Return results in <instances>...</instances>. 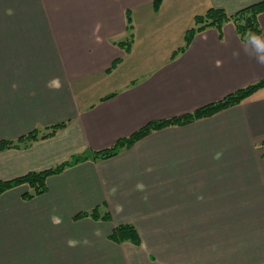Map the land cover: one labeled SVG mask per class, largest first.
<instances>
[{
	"label": "crops",
	"instance_id": "obj_1",
	"mask_svg": "<svg viewBox=\"0 0 264 264\" xmlns=\"http://www.w3.org/2000/svg\"><path fill=\"white\" fill-rule=\"evenodd\" d=\"M259 1L163 0L155 10L154 0H0V142L66 122L52 137L0 151V181L109 148L263 79L232 22L179 50L196 15ZM128 14L129 52L118 45ZM259 23L264 37V12ZM26 190L0 195V264H264V87L52 175L31 200ZM95 207L110 220L74 219ZM123 223L140 245L109 239Z\"/></svg>",
	"mask_w": 264,
	"mask_h": 264
},
{
	"label": "trees",
	"instance_id": "obj_2",
	"mask_svg": "<svg viewBox=\"0 0 264 264\" xmlns=\"http://www.w3.org/2000/svg\"><path fill=\"white\" fill-rule=\"evenodd\" d=\"M163 0H154V8L158 10L161 6ZM264 12V0L253 3L246 7L241 8L233 14H228L222 8L211 7L203 14L195 16V26L189 29L184 37V45L179 49L183 51L188 47L193 37L197 32L205 30L209 27L216 28L218 31H221L223 25L227 22H232L235 31L239 35L240 39L244 41V34L247 31H251L258 35L261 34L262 28L259 23V15ZM129 13V12H128ZM128 30L129 35L124 41L118 42V45L129 52L133 42H134V32L133 26L130 19V14H128ZM120 59L113 62L111 68L117 64ZM110 68V69H111ZM264 87V78L259 80L256 83L243 87L236 90L233 93H230L223 97L222 99L206 104L194 110L193 112L185 113L179 116H175L167 119H160L151 121L148 124L144 125L136 132L130 136L119 139L111 147L92 151L84 154H77L65 160L61 163H58L55 166L50 168L31 171L25 175L13 178L11 180L0 181V195L5 191L18 187V186H27V190L23 193V198L25 200H31L37 196H40L46 192V180L52 175H57L62 173L65 169L73 167L84 161H97L103 159H109L118 155L123 149L130 148L137 141L147 136L153 131L160 130L170 126H183L191 124L199 119L212 117L219 112L226 110L228 108L234 107L241 104L248 97L253 95L256 91ZM66 125V122L60 124H55L48 126L46 132L40 133L38 129L31 131L28 134H25L19 137L17 140L13 141H1L0 142V151L9 149V148H21L28 147L34 141L39 139H46L52 137L56 132L63 128ZM90 217L93 219H102L110 220L111 216L108 212L101 214L98 207L91 209L90 211H85L77 214L74 219H81ZM109 239L116 244L131 243L134 245L141 244V238L136 227L131 223H123L116 225Z\"/></svg>",
	"mask_w": 264,
	"mask_h": 264
},
{
	"label": "clouds",
	"instance_id": "obj_3",
	"mask_svg": "<svg viewBox=\"0 0 264 264\" xmlns=\"http://www.w3.org/2000/svg\"><path fill=\"white\" fill-rule=\"evenodd\" d=\"M8 15H12L13 11L11 9L7 10ZM253 49L254 53L250 51L249 49ZM241 49L244 52L246 56L249 57V59H254L257 64L264 66V37L259 36L256 33H253L251 31H247L244 34V43L241 45ZM240 55V51H234L233 56L238 58ZM216 67H220L221 62L217 61L215 64ZM57 88L59 87L58 80L56 81ZM15 87V85L13 86ZM52 223L55 226H59L60 223H62L61 219L59 217H52ZM96 235H99V232L95 233ZM79 241L75 239H69L67 241V244L69 247H76ZM84 244H87L88 241H83Z\"/></svg>",
	"mask_w": 264,
	"mask_h": 264
},
{
	"label": "rangeland",
	"instance_id": "obj_4",
	"mask_svg": "<svg viewBox=\"0 0 264 264\" xmlns=\"http://www.w3.org/2000/svg\"><path fill=\"white\" fill-rule=\"evenodd\" d=\"M128 35H129V31H128V33L125 35V37L123 38V41L126 40V38L128 37Z\"/></svg>",
	"mask_w": 264,
	"mask_h": 264
}]
</instances>
